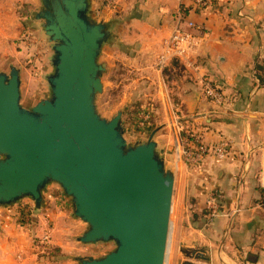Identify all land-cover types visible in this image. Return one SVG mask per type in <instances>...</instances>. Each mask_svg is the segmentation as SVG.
I'll use <instances>...</instances> for the list:
<instances>
[{
    "label": "crops",
    "instance_id": "1",
    "mask_svg": "<svg viewBox=\"0 0 264 264\" xmlns=\"http://www.w3.org/2000/svg\"><path fill=\"white\" fill-rule=\"evenodd\" d=\"M0 1L6 2L4 9L10 7L9 13H0L1 41L29 27L38 29L32 14L39 10V0ZM91 7L97 20L111 25L113 43L107 49L117 57H110L111 64L123 65L129 75L126 88L132 94L126 103L146 104L151 114L137 140L158 130L155 139L166 164L176 169V189L187 176L196 212L204 213L195 258L208 264L215 259L221 264H264V0H215L195 12L180 0H91ZM189 23L199 29L191 31L192 49L183 56L167 55L160 67L173 30H190ZM50 56L44 58L45 67ZM5 59L10 58L4 47L0 62ZM2 66L0 72H7ZM18 68L24 82V71ZM208 84L219 91L221 101L206 94ZM133 116L131 110L125 112L127 128ZM194 136L208 146L230 142L232 158L198 157ZM50 194L51 189L40 210L31 202L0 210V264H50L35 244L39 240L46 250H75L63 235L71 236L67 227L72 225L81 235L85 226L59 211Z\"/></svg>",
    "mask_w": 264,
    "mask_h": 264
},
{
    "label": "water",
    "instance_id": "2",
    "mask_svg": "<svg viewBox=\"0 0 264 264\" xmlns=\"http://www.w3.org/2000/svg\"><path fill=\"white\" fill-rule=\"evenodd\" d=\"M39 1L32 20L51 52L48 95L26 106L20 68L0 72V210L25 201L40 210L56 186L85 226L76 241L115 246L104 256L76 257L77 264H165L175 169L158 130L130 141L126 110L108 120L97 108L111 25L93 16L91 0Z\"/></svg>",
    "mask_w": 264,
    "mask_h": 264
},
{
    "label": "rangeland",
    "instance_id": "3",
    "mask_svg": "<svg viewBox=\"0 0 264 264\" xmlns=\"http://www.w3.org/2000/svg\"><path fill=\"white\" fill-rule=\"evenodd\" d=\"M3 7H6V2L0 1L1 16L4 15V12H10V7L7 9H4ZM8 31H11V29ZM4 47L10 59H5L4 63L0 62V64L4 65L2 66L3 69L8 71L13 62L24 71L22 104L32 106L40 99L45 98L48 95V88L44 76L49 71L50 64L47 62L45 67L44 58H46L47 54L50 55L51 52L49 44L41 29L38 27L35 31L33 28L29 27L25 32H22L20 36L15 37L14 39H5V41L0 40V52ZM110 52L111 50L109 51L107 49L100 59V61L107 66L108 71L103 78L104 92L97 99V108L99 113L108 120L112 119L117 112L122 109L134 112L133 119H131V117L128 118V121H130L128 122V138L130 141H136L139 137L137 131L141 129L139 124L143 122L142 113L145 112L147 107L144 106L146 104L126 103L128 96L132 94V90L126 88V79H129V75L127 76L121 69V67L123 68V65L116 67L111 64L110 57H112V60L113 58L114 60L117 59V57L116 55H111ZM136 91L141 92L142 90L138 89ZM153 122L155 127L156 122L154 120ZM152 130L153 128H151L150 131ZM132 131H134L135 135ZM187 180V176H185L182 185L180 186L177 183L176 189L175 178L170 240L165 264H208L199 262L197 258H195L197 257L198 249L196 248V245L199 243V237L202 236L201 231L205 228V221L203 216L204 213L196 212L188 186L186 187ZM50 202H52L59 211L65 212L67 215L71 213L69 199L56 186L51 188ZM27 227L30 228L29 225ZM78 230L77 225L67 227V232L70 231L69 234H71V236L63 235L62 239L65 243L72 244L75 250H70L68 254L63 252L60 257L53 261V263L49 262L50 264H77L74 260L76 257L91 255L104 256L107 252H111L115 249L114 244H97L90 246L80 244L76 241V238L79 235ZM35 244L41 246L40 252L46 251L43 247L44 245L42 244V241L39 240V242ZM218 247L219 242L215 244V250H217ZM79 250H83V253L77 252ZM46 261H48V259H46ZM214 264L221 263L215 259Z\"/></svg>",
    "mask_w": 264,
    "mask_h": 264
},
{
    "label": "built area",
    "instance_id": "4",
    "mask_svg": "<svg viewBox=\"0 0 264 264\" xmlns=\"http://www.w3.org/2000/svg\"><path fill=\"white\" fill-rule=\"evenodd\" d=\"M184 3L185 8L190 11H201L205 10L213 5L215 0H180ZM190 30L182 29L181 27H175L170 38L166 45V55L162 56L159 61V66L163 67L166 65L167 62V55L168 56H183L187 52L192 49L194 36L191 31L196 30L199 31L197 26L193 23H189ZM257 83L259 80L254 78ZM206 94L213 99L214 101H221V95L219 91L213 87L212 85L208 84L206 89ZM142 123L139 124V127L144 128L149 121L151 120V114L149 110L142 113ZM195 137V136H194ZM193 137V138H194ZM194 145L197 147L198 157L199 156H212L216 157L221 160L230 159L233 156L232 146L230 142L225 140L219 142L214 146H208L203 142V140L196 136L194 140ZM216 197H219L218 195ZM217 215L213 213L212 218L216 217Z\"/></svg>",
    "mask_w": 264,
    "mask_h": 264
},
{
    "label": "trees",
    "instance_id": "5",
    "mask_svg": "<svg viewBox=\"0 0 264 264\" xmlns=\"http://www.w3.org/2000/svg\"><path fill=\"white\" fill-rule=\"evenodd\" d=\"M63 254V251L59 247L53 246L48 248L41 257L48 259V262H52L60 257Z\"/></svg>",
    "mask_w": 264,
    "mask_h": 264
},
{
    "label": "bare ground",
    "instance_id": "6",
    "mask_svg": "<svg viewBox=\"0 0 264 264\" xmlns=\"http://www.w3.org/2000/svg\"><path fill=\"white\" fill-rule=\"evenodd\" d=\"M222 261V260H221Z\"/></svg>",
    "mask_w": 264,
    "mask_h": 264
}]
</instances>
